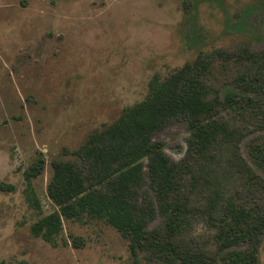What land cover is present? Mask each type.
<instances>
[{
  "label": "rangeland",
  "instance_id": "obj_1",
  "mask_svg": "<svg viewBox=\"0 0 264 264\" xmlns=\"http://www.w3.org/2000/svg\"><path fill=\"white\" fill-rule=\"evenodd\" d=\"M216 50L264 51V0H0V183L13 187L0 190V264H165L149 250L133 257L128 238L88 215L63 219L56 246L31 227L58 210L47 192L53 162L75 161L92 133L148 96L154 76L163 81ZM263 136H248L240 151L264 178L249 154ZM189 138L179 119L153 140L180 164ZM40 158L35 208L26 172ZM164 220L158 214L149 230L163 232ZM193 235L210 236L202 226ZM257 256L264 264V236Z\"/></svg>",
  "mask_w": 264,
  "mask_h": 264
},
{
  "label": "trees",
  "instance_id": "obj_2",
  "mask_svg": "<svg viewBox=\"0 0 264 264\" xmlns=\"http://www.w3.org/2000/svg\"><path fill=\"white\" fill-rule=\"evenodd\" d=\"M261 96L264 51L216 50L163 81L154 76L148 96L92 133L73 152L75 161L53 162L47 192L58 210L32 225V234L56 246L63 219L88 215L128 238L133 257L149 250L165 264H256L264 236V178L242 157L240 145L264 130ZM179 119L190 133L180 164L153 140ZM249 154L264 163V136L250 142ZM43 164L40 158L26 172L35 208L40 203L30 182ZM12 189L0 183L2 191ZM158 214L165 219L163 232L148 228ZM197 226L208 240L193 235ZM243 244L248 247L238 249Z\"/></svg>",
  "mask_w": 264,
  "mask_h": 264
}]
</instances>
